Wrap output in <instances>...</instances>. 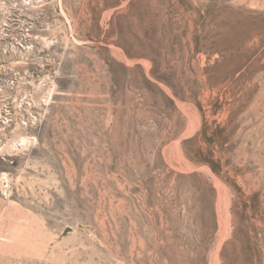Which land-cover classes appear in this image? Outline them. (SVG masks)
<instances>
[{
    "label": "rangeland",
    "instance_id": "rangeland-1",
    "mask_svg": "<svg viewBox=\"0 0 264 264\" xmlns=\"http://www.w3.org/2000/svg\"><path fill=\"white\" fill-rule=\"evenodd\" d=\"M0 264H264V0H0Z\"/></svg>",
    "mask_w": 264,
    "mask_h": 264
}]
</instances>
